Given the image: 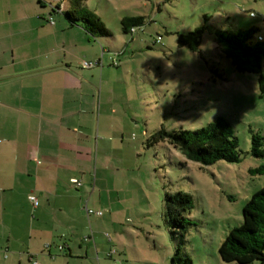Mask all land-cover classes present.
<instances>
[{
	"label": "rangeland",
	"instance_id": "obj_1",
	"mask_svg": "<svg viewBox=\"0 0 264 264\" xmlns=\"http://www.w3.org/2000/svg\"><path fill=\"white\" fill-rule=\"evenodd\" d=\"M60 3L0 0V13L9 9L13 18L26 12L30 22L49 16L61 21L64 16L54 10ZM85 4L111 32L107 43L111 50L120 53L119 66L109 68L119 75L118 106L126 118L122 143L110 151L111 166L97 187L100 199L96 191L82 205L83 209L86 202L87 209L101 212L87 216L83 211L91 263L173 264L175 244L164 198L181 191L192 200L184 254L192 264H225L217 248L242 222L246 200L264 186V171L254 172L264 166V158L250 154V130L264 136V96L259 95L257 75L234 71L209 30L202 35L199 52L178 47L175 33L193 30L207 15L209 27L228 31L256 27L264 37V0H86ZM68 7L63 2L62 9ZM125 16L145 19L132 36L121 32ZM157 37L161 41L155 44ZM82 61L87 60L81 59L80 65ZM220 116L237 137L238 163L219 161L201 167L167 142L145 144L161 127L168 132L192 131Z\"/></svg>",
	"mask_w": 264,
	"mask_h": 264
},
{
	"label": "crops",
	"instance_id": "obj_2",
	"mask_svg": "<svg viewBox=\"0 0 264 264\" xmlns=\"http://www.w3.org/2000/svg\"><path fill=\"white\" fill-rule=\"evenodd\" d=\"M26 15L0 13V264H93L82 205L100 199L122 143L121 82L108 62L118 50ZM83 58L101 64L83 68Z\"/></svg>",
	"mask_w": 264,
	"mask_h": 264
},
{
	"label": "trees",
	"instance_id": "obj_3",
	"mask_svg": "<svg viewBox=\"0 0 264 264\" xmlns=\"http://www.w3.org/2000/svg\"><path fill=\"white\" fill-rule=\"evenodd\" d=\"M63 2L69 5L65 10H61ZM85 2L86 0H61L60 4L54 6V10L62 13L68 25L80 27L94 41L108 40L110 42L111 32L105 28L99 17L86 6ZM250 17H254V14L250 13ZM203 19V24L193 30L175 33L177 46L185 47L191 52H199L202 35L209 30L220 55L230 62L234 71L257 75L259 95L264 96V69H262L264 37L259 34L258 29L250 27L237 31L220 30L209 27V16L204 15ZM144 22L145 19L142 16H125L120 20L121 32L132 36L143 27ZM160 41L161 38L157 37L154 43H160ZM119 54L118 51L114 52V58L111 59L113 67H116L118 63ZM93 63H95L94 66L100 65L101 60ZM218 76L222 77V73ZM250 132V154L254 158H264V136L251 130ZM160 142H167L187 161L197 163L201 167L210 166L219 161L227 163L241 161L238 140L233 127L221 116L207 123L205 127L192 131L168 132L161 127L147 138L145 144L151 147ZM262 171L264 166L254 170L259 173ZM164 208L171 238L175 244L171 261L173 264H192L183 252L189 226L186 215L192 208L191 197L181 191L166 195ZM217 253L219 259L225 264H264V186L246 200L242 208V222L229 230L219 244Z\"/></svg>",
	"mask_w": 264,
	"mask_h": 264
},
{
	"label": "built area",
	"instance_id": "obj_4",
	"mask_svg": "<svg viewBox=\"0 0 264 264\" xmlns=\"http://www.w3.org/2000/svg\"><path fill=\"white\" fill-rule=\"evenodd\" d=\"M259 39H260V37H259ZM115 64V63H114ZM95 65V63H93V62H89V61H82V66L84 67V68H91V67H93ZM72 182L76 185V186H79L80 185V182L79 181H77V180H72ZM29 200L32 202V204H33V206H36L37 205V200H36V198L34 197V196H30L29 197ZM84 209H85V212H86V215H96V216H100L101 215V212L100 211H92V210H90V209H87V207L85 206L84 207ZM58 248H59V250H62V248L63 247H61V246H58ZM32 264H36V262H33Z\"/></svg>",
	"mask_w": 264,
	"mask_h": 264
}]
</instances>
